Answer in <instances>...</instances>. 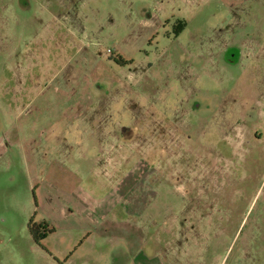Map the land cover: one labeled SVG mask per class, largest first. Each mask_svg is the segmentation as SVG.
Listing matches in <instances>:
<instances>
[{
  "label": "rangeland",
  "instance_id": "374dc122",
  "mask_svg": "<svg viewBox=\"0 0 264 264\" xmlns=\"http://www.w3.org/2000/svg\"><path fill=\"white\" fill-rule=\"evenodd\" d=\"M0 264H264V0H0Z\"/></svg>",
  "mask_w": 264,
  "mask_h": 264
},
{
  "label": "flooded vegetation",
  "instance_id": "af4514ba",
  "mask_svg": "<svg viewBox=\"0 0 264 264\" xmlns=\"http://www.w3.org/2000/svg\"><path fill=\"white\" fill-rule=\"evenodd\" d=\"M168 22H169V20H167L165 22V24H167ZM165 24L163 25L164 27L166 26ZM184 26H185L184 25V22L180 21L179 24H178V28H176L174 30V35L177 36L183 30ZM154 39H155V36H154V38L149 39L147 43L151 45L152 44V41ZM165 39H167V38H165ZM118 59H119V62L121 64H123V65H125V64H131L132 63L131 61L126 60V59H124L122 57H119ZM225 61L226 62H229L230 60H225ZM96 89H100V88H96ZM107 93L108 92H106V94ZM208 110H210V107L209 106H207L206 108H204V107H202V105L198 101H194L193 104H192V106L189 107V109L186 110L185 114L187 113L188 116H190L191 114H193L195 112H198V114H200V112L208 111ZM174 112L175 111H169L168 113H164V112L163 113H159V112L157 113L156 112L155 116L158 117V118H160L159 120L163 121V127H164V129L167 128V126H164V125L170 126V125H176V124L180 123V122H176L177 121V118H176V115H175ZM239 112L241 114L242 112H245V111L244 110H240ZM239 115H238V117H239ZM217 119L219 120L220 117H217ZM238 122H239V119H238ZM180 125H181V123H180ZM130 131L131 130L130 129H127L126 127H123V128L120 129V133L119 134L121 135V138L124 141H126L127 138L130 139L133 136V133L130 136L128 135V132H130ZM158 143L159 144L156 145V148L161 149L162 148L161 146L164 143L161 144V141L160 140L158 141ZM188 144H189V148H192L194 146L191 142H188ZM186 191L187 192H191L194 195V197H197V196H200V197H210V196H218V194H220V192L222 190L221 189L218 190V189L210 188L209 187V183H206L205 184V188H202V189L191 188V189H187ZM212 205L214 206V204H212ZM194 206H197V205H194ZM29 230H30V234L33 237V239L35 240V242L41 246L42 241L44 239H46L47 236H48V233H49V230H50V224L48 222H46V221H43V222H35L33 219H31L30 222H29Z\"/></svg>",
  "mask_w": 264,
  "mask_h": 264
},
{
  "label": "trees",
  "instance_id": "16d2710c",
  "mask_svg": "<svg viewBox=\"0 0 264 264\" xmlns=\"http://www.w3.org/2000/svg\"><path fill=\"white\" fill-rule=\"evenodd\" d=\"M52 230H49V232H51ZM53 232V231H52ZM38 241V240H37Z\"/></svg>",
  "mask_w": 264,
  "mask_h": 264
}]
</instances>
